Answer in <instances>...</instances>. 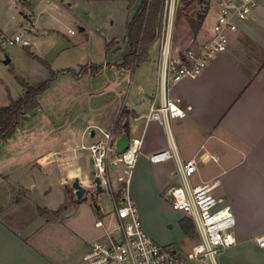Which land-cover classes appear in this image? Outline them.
Instances as JSON below:
<instances>
[{"label": "crops", "instance_id": "1", "mask_svg": "<svg viewBox=\"0 0 264 264\" xmlns=\"http://www.w3.org/2000/svg\"><path fill=\"white\" fill-rule=\"evenodd\" d=\"M38 1L42 0H0V32L6 33L7 29L14 26L16 33L24 31L25 37L28 38L29 34L41 36L44 31L51 30L42 27L41 22L37 21L38 17L34 15L33 9ZM218 1L207 0L211 12L217 7ZM120 2L128 9L126 2ZM194 2L199 3L197 0L192 3ZM71 3L68 1L69 5ZM191 5L190 10L195 6ZM211 12L209 11L203 22L201 35L204 38L200 40H205L212 34L215 13L212 15ZM134 13L127 16L126 23ZM85 29L80 26L81 31ZM69 33L72 34L70 31ZM158 41L159 47L155 55L151 51L154 42L149 47L147 59L134 68L136 70L144 64H150L149 80L140 82L133 95L131 90L129 95L120 96L118 100L113 101L110 107L83 110L80 114L87 113V121L97 111L99 116L90 124L84 125L86 128L82 132L81 144H78L70 133L73 125L70 129L66 124L56 126L52 147L44 150L37 160L30 162L43 170L48 179L47 184L51 183L50 181H56L57 184L54 190L53 186L47 184L43 188L46 202H31L29 196L26 201L40 215L45 226L52 223V218L43 216L40 209L54 212L60 235L45 233V239L41 241L37 236L38 230L33 229L29 234H25L24 229L13 226L5 218L7 201L13 198L9 194L12 190L7 188L0 193V264H81L83 254L93 241H109L115 238L111 230L109 232L115 220L118 222L114 198L111 191L103 185L102 190H97L93 158L88 149L97 138L96 129L102 127L101 121L109 131L115 132L116 140L124 132L128 133L130 139H142L141 154L134 169L130 193L137 204L145 230L156 242L179 252L173 247L176 239L181 240L198 232L193 219L174 210L165 197L166 188L181 181L177 160L171 158L152 162L150 158L155 152L171 148L172 137L183 160L202 154L204 157H216L200 161L190 181L193 185H198L217 180L215 195L223 199V205L230 204L237 216V243L221 253L220 264H264V247L259 246L255 239L257 235L264 233V0H257L253 13L246 20L239 22L238 30L232 34L226 51L214 56L197 77H185L172 85L171 95L180 97L182 106L191 105L192 109L185 117L171 118L169 129L158 120H147L152 101L160 99V39ZM32 45L31 43L22 46ZM105 46L107 57H112L111 61L105 59L102 63L90 62L80 65L79 69L69 66L50 69L48 77L44 80L50 77L52 71L57 74L49 88L38 96V108L42 106V100H49L50 97H45L46 94L50 91L53 94L54 85L57 86L61 78L77 85L85 77H97L113 67L118 70L127 69L118 66L128 51H120L119 40L116 37L105 38ZM85 65H97L101 70L98 74H77ZM24 93L25 87L21 96ZM59 95L56 102L61 100ZM10 99L14 98L10 96ZM50 117L53 118V115ZM102 131L101 128L100 132ZM111 176L115 180V172L111 171ZM76 177L87 188L83 197L89 193L97 203H88L86 208L74 211L75 217L70 218L68 211L71 203L81 200L72 186ZM7 179L8 175L0 172V184L7 182ZM117 188L118 185L114 188L115 195ZM106 192L112 199L111 209L105 208L100 202ZM69 200L71 202H68ZM166 204L172 208L168 209V212L164 209ZM184 218L192 222L193 228L189 233H185L181 226V220ZM94 219L98 231L90 230L87 225ZM100 220L102 225H97ZM106 222L109 223L107 226ZM163 228L166 233L162 232ZM116 230H119L118 223ZM173 234L177 235V238Z\"/></svg>", "mask_w": 264, "mask_h": 264}, {"label": "rangeland", "instance_id": "2", "mask_svg": "<svg viewBox=\"0 0 264 264\" xmlns=\"http://www.w3.org/2000/svg\"><path fill=\"white\" fill-rule=\"evenodd\" d=\"M68 1L72 3L69 5ZM181 2L182 0H180ZM207 3V0H204V3H191L195 6L189 13L196 16L198 11H204L206 6L209 9L210 5ZM137 8L138 6H134L128 11L125 4L120 1H38L33 9L34 15L38 17L37 21L41 22L42 27L51 30L44 31L41 36L29 34L28 39L33 44L31 47H23L21 44H8L0 47V107L10 103V96L16 99L23 94L24 87L21 85L19 77L25 78L31 83L39 82L48 77L50 69L63 66L79 69L82 64L102 63L105 59L111 61L112 57H107L106 54L105 38L116 37L120 42V51L128 50L125 39V23L127 16L136 12ZM211 14L214 15L212 12ZM182 20L178 24L175 23V41L184 51L193 45V38L200 40L204 36L201 35L202 27L195 35L185 19ZM208 21L211 20L208 19ZM80 26H84L86 29L81 31ZM70 29H73L74 33H69ZM15 30L12 26L7 29L5 34L14 36ZM158 47L159 41L157 40L151 50L154 52L153 55L158 51ZM7 56L11 59L9 64L4 63ZM149 67L150 64H144L136 70H118L113 67L97 77H85L77 85L68 82L66 78H61L57 85L60 88L58 89L54 85L53 94L52 91L46 94L45 97H50L49 100L46 98L42 100L40 108L20 120L16 133H14L15 136L12 135L8 139L0 137V172L8 175L7 182L0 184V193L2 194L3 190L9 188L12 190V193L9 194L13 196L6 205L7 216L5 218L9 223L24 229L25 234H29L33 229L38 230L37 236L41 241H44L45 233L60 235L59 225L55 224L57 220H54L56 214L46 209H40L43 216L53 219H51V224L45 226V223L41 222L40 215L26 201L29 196L30 201L39 204L46 202L43 188L51 185L54 190L57 184L56 181H50L51 183L47 184L48 179L44 176L43 170L38 166H33L30 162L37 160L44 150L52 147L55 140V127L58 125L66 124L68 129L73 125L70 133L78 144H81L82 132L86 128L84 125L93 122L99 113L97 111L92 114L89 121L86 119L87 113H80L83 110L92 111L104 106L110 107L113 101L118 100L120 96L129 95L131 90V95H133L140 82L150 79ZM58 94H60L61 100L56 102ZM50 115H53V118ZM101 122L103 124L101 128L105 131L109 130L103 121ZM101 128L96 129L97 137L102 135ZM84 151L87 152V150ZM113 183L116 188L115 180ZM20 185L28 190L21 188ZM49 196L48 198L51 200ZM100 202L107 209L113 208L108 192L101 197ZM88 203L92 205L97 203L89 193L80 201L72 202L68 211L70 218L75 217L74 211L86 208ZM164 209L168 212V209L172 208L166 204ZM95 221L96 219L87 225L90 230L98 231L99 228L95 226ZM117 223L115 220L109 232L111 230V234L118 239L120 237L119 230H116ZM108 224L106 222V226ZM162 232L166 233L164 228ZM173 236L177 235L173 234ZM176 240L173 247L180 253L187 252L202 241L199 232ZM98 241H103V239H97L93 243Z\"/></svg>", "mask_w": 264, "mask_h": 264}, {"label": "built area", "instance_id": "3", "mask_svg": "<svg viewBox=\"0 0 264 264\" xmlns=\"http://www.w3.org/2000/svg\"><path fill=\"white\" fill-rule=\"evenodd\" d=\"M180 0H166L164 25L160 36L158 72L160 99H154L147 120H158L168 129L170 119L185 117L191 105L182 106V99L171 95L172 85L185 77L195 78L202 73L209 61L227 50L231 36L238 30L239 22L246 20L257 7V0H219L212 10L215 19L212 34L205 40L193 38V45L183 52L175 41V23ZM210 8L206 15H208ZM74 32L73 29L69 30ZM8 44L28 46L30 40L22 32L9 36L0 32V47ZM88 149L93 158L96 176L102 185L111 191L118 217L120 238L92 243L82 256L81 264H220V254L237 243L235 234L238 219L230 204L215 195L218 181L193 185L190 181L200 161L216 159L213 155L180 158L178 149L170 137L171 148L155 152L152 162L175 158L178 162L181 181L168 186L165 197L176 211L189 215L202 241L191 250L180 253L156 242L144 228L139 209L130 193V185L142 139H130L122 152L116 149L113 130H103ZM111 171L115 172L117 194L113 187ZM102 225V221H97ZM264 247V233L255 237Z\"/></svg>", "mask_w": 264, "mask_h": 264}, {"label": "trees", "instance_id": "4", "mask_svg": "<svg viewBox=\"0 0 264 264\" xmlns=\"http://www.w3.org/2000/svg\"><path fill=\"white\" fill-rule=\"evenodd\" d=\"M110 1H124L128 9H132L138 4L136 12L126 23V39L129 48L123 55L122 62L118 64L119 67L133 70L147 59L150 45L160 39L164 25L166 0ZM193 1L194 0H182L178 7L176 24L182 22V19H185V22L190 25L194 34L197 35L203 26L208 8L206 6L204 11L200 10L196 16H193L189 13L190 4ZM197 1L204 3V0ZM100 70L101 68L97 65H85L82 66L77 74H98ZM56 74V72L52 71L47 80L35 84H30L19 77L20 83L25 87L24 95L18 99H11L8 105L0 107V137L2 139L10 138L17 130L20 120L25 117V115L38 108V96L49 88ZM125 126L128 125L125 124ZM181 226L185 233H189L193 228L192 222L188 218L181 220Z\"/></svg>", "mask_w": 264, "mask_h": 264}, {"label": "water", "instance_id": "5", "mask_svg": "<svg viewBox=\"0 0 264 264\" xmlns=\"http://www.w3.org/2000/svg\"><path fill=\"white\" fill-rule=\"evenodd\" d=\"M11 62L10 57H6L4 60L5 64H9ZM130 142V137L128 133L124 132L117 140H116V149L118 152H122L129 146ZM95 183H96V188L98 191L103 189L102 186V180L99 176L95 177ZM73 188L75 189L76 196L78 198H82L83 195L86 193L87 188L80 183V179L78 177L75 178L72 184Z\"/></svg>", "mask_w": 264, "mask_h": 264}]
</instances>
